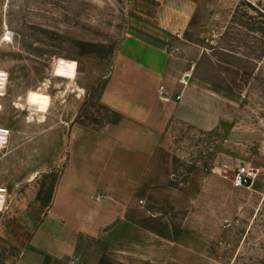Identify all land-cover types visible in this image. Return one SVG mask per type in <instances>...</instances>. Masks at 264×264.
Returning <instances> with one entry per match:
<instances>
[{
	"label": "rangeland",
	"instance_id": "1",
	"mask_svg": "<svg viewBox=\"0 0 264 264\" xmlns=\"http://www.w3.org/2000/svg\"><path fill=\"white\" fill-rule=\"evenodd\" d=\"M191 1L0 0V68L9 74L0 124L12 132L0 149V184L9 190L0 264L19 263L32 228L25 216L42 212L30 209L37 199L50 200L71 125L86 135L122 120L101 96L130 22L157 23L161 14L176 20L186 8L195 18L184 34L203 53L184 82L214 91L221 120L207 130L170 124L155 146L167 184L140 222L168 237L191 229L200 240L198 264H264V0ZM61 60L76 62L74 79L61 74ZM29 91L50 98L46 111L28 104ZM243 164L257 171L248 185L233 181ZM101 259L121 264L106 250Z\"/></svg>",
	"mask_w": 264,
	"mask_h": 264
},
{
	"label": "crops",
	"instance_id": "2",
	"mask_svg": "<svg viewBox=\"0 0 264 264\" xmlns=\"http://www.w3.org/2000/svg\"><path fill=\"white\" fill-rule=\"evenodd\" d=\"M194 18L186 8L176 20L161 14L157 23L130 22L101 96L123 118L86 135L71 125L50 200L37 199L30 209L42 212L25 216L32 228L18 264H55L64 257L109 264L101 259L104 250L121 264H198L200 240L191 229L168 237L140 222L147 202L167 184L155 146L170 124L180 120L207 130L221 120L214 91L184 82L203 53L184 34ZM161 84L169 99L160 94ZM99 193L107 196L97 199Z\"/></svg>",
	"mask_w": 264,
	"mask_h": 264
},
{
	"label": "built area",
	"instance_id": "3",
	"mask_svg": "<svg viewBox=\"0 0 264 264\" xmlns=\"http://www.w3.org/2000/svg\"><path fill=\"white\" fill-rule=\"evenodd\" d=\"M0 72H4L7 73V79L6 82L4 84V88H3V94L0 96H3L6 94L7 91V84H8V78H9V74L8 71L0 68ZM3 77H0V80H2ZM160 94L162 95L163 98L169 99L170 96L168 94V92L166 91L164 85H160ZM176 99H180L181 98V93H178L175 95ZM0 130H6L7 134L5 135L4 131H0V144H2V146H0V149L4 148L5 146H7V144L10 141V137H11V128L0 124ZM257 174L256 168L250 165H240L237 167L233 181L238 184V185H248L250 184L255 176ZM8 187L5 184H0V211H3L6 207H7V202H8ZM106 194H97L96 198L99 199L101 197H106Z\"/></svg>",
	"mask_w": 264,
	"mask_h": 264
},
{
	"label": "clouds",
	"instance_id": "4",
	"mask_svg": "<svg viewBox=\"0 0 264 264\" xmlns=\"http://www.w3.org/2000/svg\"><path fill=\"white\" fill-rule=\"evenodd\" d=\"M4 39H10V34L6 32ZM61 64H66L67 65V72H61L62 75H67L70 78H75V73H76V62L72 61V62H65L63 60L60 61ZM0 77H3L2 80H0V95L3 94V88H4V84L6 82L7 79V73L4 72H0ZM27 102L30 105H37L38 106V110L39 111H46L47 107L49 106L50 103V98L46 97V96H41L37 93H33L31 91H29L28 93V97H27ZM0 131H4L5 135L7 134L6 130H0ZM0 146H2V144H0Z\"/></svg>",
	"mask_w": 264,
	"mask_h": 264
},
{
	"label": "water",
	"instance_id": "5",
	"mask_svg": "<svg viewBox=\"0 0 264 264\" xmlns=\"http://www.w3.org/2000/svg\"><path fill=\"white\" fill-rule=\"evenodd\" d=\"M184 79L188 80L189 79V74H185Z\"/></svg>",
	"mask_w": 264,
	"mask_h": 264
}]
</instances>
